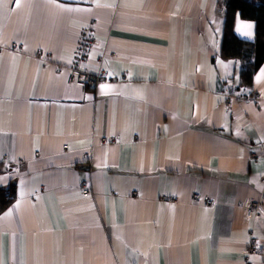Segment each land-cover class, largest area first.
<instances>
[{
	"label": "crops",
	"instance_id": "1",
	"mask_svg": "<svg viewBox=\"0 0 264 264\" xmlns=\"http://www.w3.org/2000/svg\"><path fill=\"white\" fill-rule=\"evenodd\" d=\"M218 1L0 0V264H264V77L232 92Z\"/></svg>",
	"mask_w": 264,
	"mask_h": 264
},
{
	"label": "trees",
	"instance_id": "2",
	"mask_svg": "<svg viewBox=\"0 0 264 264\" xmlns=\"http://www.w3.org/2000/svg\"><path fill=\"white\" fill-rule=\"evenodd\" d=\"M217 9L222 16V38L219 55L229 61H236L239 67V82L233 93L240 96H254L253 85L264 69V0H220ZM248 19L254 22V38L247 40L239 36L236 20ZM232 81V80H230ZM229 81V82H230ZM226 86V85H225ZM227 96L232 95L230 87H224ZM234 95V94H233ZM13 190L0 188L2 205L12 199Z\"/></svg>",
	"mask_w": 264,
	"mask_h": 264
},
{
	"label": "built area",
	"instance_id": "3",
	"mask_svg": "<svg viewBox=\"0 0 264 264\" xmlns=\"http://www.w3.org/2000/svg\"><path fill=\"white\" fill-rule=\"evenodd\" d=\"M82 38L79 42L78 50L80 52H84L85 50L89 49L92 45H94L96 39L95 35L92 31H90L89 28H85L82 30ZM70 79L72 81H75L78 84L86 85L90 82H94V78L91 77L86 72L79 70L77 68H72L70 71ZM64 148H66V144L64 145ZM83 193L85 195L88 194L87 189L83 190ZM202 200V203L204 205H213L215 203V198L208 195H202L199 192H194L192 194V200L194 202H197L199 200ZM244 207V214L247 218H254L259 217L264 214V203L259 198H253V197H247L244 200L243 203ZM263 251L262 246L259 245L258 241L256 242V239H252L251 241H248V244L246 246L245 252L246 253H261Z\"/></svg>",
	"mask_w": 264,
	"mask_h": 264
},
{
	"label": "snow or ice",
	"instance_id": "4",
	"mask_svg": "<svg viewBox=\"0 0 264 264\" xmlns=\"http://www.w3.org/2000/svg\"><path fill=\"white\" fill-rule=\"evenodd\" d=\"M17 4H19V0H17ZM241 28H244V29H251L252 28V24H241L239 20H237V31H241ZM244 35H247V36H251V31H247V32H244L243 33ZM261 77H264V69L261 70V76L260 77H257V79L261 78ZM104 87H106L105 85H101V88L103 89Z\"/></svg>",
	"mask_w": 264,
	"mask_h": 264
}]
</instances>
